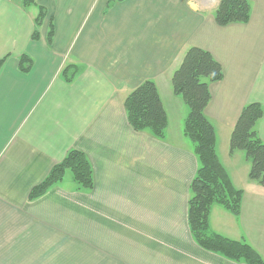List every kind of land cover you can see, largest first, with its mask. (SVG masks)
<instances>
[{"label": "crops", "instance_id": "crops-1", "mask_svg": "<svg viewBox=\"0 0 264 264\" xmlns=\"http://www.w3.org/2000/svg\"><path fill=\"white\" fill-rule=\"evenodd\" d=\"M220 1L0 0V264H245L203 249L189 226L199 161L172 78L193 47L223 69L205 116L221 164L243 191L238 217L212 207L211 231L245 240L264 259V187L249 179L245 153L230 152L244 107L264 110V0H248V23L226 27L215 19ZM23 55L33 60L28 74L19 71ZM68 66L80 68L72 83L62 75ZM146 81L167 114L163 140L128 120L125 101ZM255 129L264 143V115ZM72 150L91 163L93 189L79 190L68 172L30 201Z\"/></svg>", "mask_w": 264, "mask_h": 264}, {"label": "trees", "instance_id": "trees-1", "mask_svg": "<svg viewBox=\"0 0 264 264\" xmlns=\"http://www.w3.org/2000/svg\"><path fill=\"white\" fill-rule=\"evenodd\" d=\"M124 1V0H118ZM26 0L23 5L34 4ZM111 5V4H110ZM45 10L35 21L33 40L39 39V29L45 19ZM251 17L248 0H221L215 13L219 26L246 24ZM54 37L51 25L48 43ZM5 60L0 61V71ZM33 60L23 55L19 60V71L28 74ZM80 68L68 66L62 75L66 83H72ZM223 79L221 65L208 52L190 48L179 69L172 78L175 95L180 96L189 107L184 124V134L193 144L199 168L190 187L188 221L197 244L203 249L220 254L225 258L245 264H264L261 255L245 240L233 241L211 231L209 217L214 205H219L238 217L241 213L243 191L234 187L230 176L217 155L216 133L212 123L205 116V109L211 101L210 83ZM125 108L130 125L136 132H150L159 140L165 139L168 118L156 84L146 81L127 97ZM264 110L259 103L244 107L230 139V152L242 151L251 163L249 179L264 187V143L256 132L257 123L263 118ZM70 172L79 190L91 191L94 187V173L91 163L82 152L72 150L65 159L55 165L42 183L34 187L30 201L43 197L56 184L61 183Z\"/></svg>", "mask_w": 264, "mask_h": 264}, {"label": "rangeland", "instance_id": "rangeland-1", "mask_svg": "<svg viewBox=\"0 0 264 264\" xmlns=\"http://www.w3.org/2000/svg\"><path fill=\"white\" fill-rule=\"evenodd\" d=\"M68 153H69V152H68ZM68 153H67V154H68ZM65 157H66V156H65ZM64 159H65V158H64ZM64 159H63V160H64ZM63 160H62V161H63ZM67 175H69V176H71V177H72V175H71V173H70V172H69ZM66 177H67V176H66ZM65 179H66V178H65Z\"/></svg>", "mask_w": 264, "mask_h": 264}, {"label": "built area", "instance_id": "built-area-1", "mask_svg": "<svg viewBox=\"0 0 264 264\" xmlns=\"http://www.w3.org/2000/svg\"><path fill=\"white\" fill-rule=\"evenodd\" d=\"M16 1H18V2H25L26 0H16Z\"/></svg>", "mask_w": 264, "mask_h": 264}]
</instances>
